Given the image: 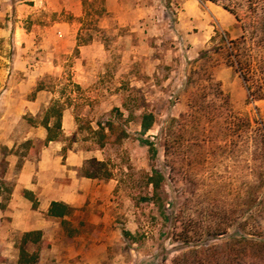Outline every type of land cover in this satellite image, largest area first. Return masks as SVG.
Returning <instances> with one entry per match:
<instances>
[{"label":"rangeland","instance_id":"1","mask_svg":"<svg viewBox=\"0 0 264 264\" xmlns=\"http://www.w3.org/2000/svg\"><path fill=\"white\" fill-rule=\"evenodd\" d=\"M121 3L123 8L109 11L108 0H84L80 42L96 37L100 54L85 55L81 74L87 79L83 84L76 82V70L71 68L79 55L77 50L65 65L66 55H58L55 69L42 64L16 76L6 70L5 82L0 84L2 96L12 77L20 82L33 74L35 85L22 86L17 93L27 91L29 98H35L44 90L53 97L38 114H24L15 122L0 113L3 196L10 189L1 179L5 158L12 152L20 161L28 154L38 157L48 142L25 138L30 127L45 122H51L57 140L64 144L63 163L70 151L85 157L78 178L86 171L98 174L90 185L78 189L83 197L71 206L67 222L59 220L54 226L53 239L31 247L39 252L38 264H173L190 247L177 238L188 226L191 235L199 239L210 226L233 223L228 234L214 240L222 244L237 233L245 211L255 216L251 223L260 219L264 225V199L262 203L255 193L260 177L255 147H227L221 131L227 106L220 97L197 96L198 83L205 87L212 76L230 96L235 112L253 122L264 121V100L247 103L246 88L222 53H205L214 45L220 46L221 37L236 38L241 33L235 16L221 4L203 0ZM20 4V0H0V27L10 29L13 24L12 32L0 37V66L1 56L7 63L12 61L20 45L16 22L22 20V26L32 29L43 26L47 19L44 11L29 13L20 9ZM106 19L108 23L103 24ZM28 44L33 49L32 59L47 61L41 39L24 43ZM214 100L218 126L201 117L210 111ZM67 107L73 108L76 122L70 133L62 129ZM144 114L154 116L152 128L145 132L140 122ZM58 120L60 127H56ZM13 126L14 132H10ZM158 135L162 144L170 143L169 158L162 147L157 156L150 152L146 140L156 141ZM4 140L14 141V147L3 145ZM154 168L163 169L165 174L160 199L148 182ZM109 174L111 178L106 177ZM175 196L183 224L165 216L164 209H169Z\"/></svg>","mask_w":264,"mask_h":264},{"label":"crops","instance_id":"2","mask_svg":"<svg viewBox=\"0 0 264 264\" xmlns=\"http://www.w3.org/2000/svg\"><path fill=\"white\" fill-rule=\"evenodd\" d=\"M26 1L20 0L22 2L19 5L20 9L27 10L29 13L44 11L47 14V19L43 26H36L37 28L32 29L22 26V20L16 22L15 36L20 45L17 46L12 61L7 63L5 57L1 56L3 61L0 66V84L5 82L6 70H12L13 76H16L21 71H27L32 67L38 68L42 64L44 68L47 66V68L55 69L57 67L55 58L58 55H66L63 61L65 65L71 61V56L76 50L79 55L72 60L73 67L71 68L76 70V82L83 84V80L87 79L84 74H81L85 71V55L92 53L94 57L100 54V42L96 37L88 43L80 42L86 15L84 0H30L33 2L32 4H26ZM121 1L108 0V10L116 11L118 6L123 8ZM105 23H108L107 19L103 21V24ZM12 29L13 24L10 29L0 27V37L10 34ZM240 34L238 33L237 36ZM33 38L41 39V46L48 54L47 61L32 59L33 49L29 44L25 46L24 43H30ZM29 75L31 74L29 73ZM35 81L33 74L30 78L20 82L15 77L11 78L8 90L0 96L2 117L12 118L15 122L24 114H38L43 106L47 107L52 103V95L44 90L38 92L35 98H29L27 91L26 93H17V90L22 86L35 85ZM49 125L51 126V122ZM75 128L73 108L67 107L63 112L62 129L64 132L70 133ZM14 129L13 126L10 132H14ZM48 134L46 125H38L28 129V137L25 139L38 138L46 142ZM2 142L9 149L15 145L14 141L10 140ZM63 147L64 144L55 139L44 144L38 157L28 154L20 161L19 155L12 152L5 158L6 170L1 179L7 186H10V189L4 192V196L0 192L1 264H18L20 259L19 244L26 232L41 231L42 238L39 243L46 245L47 242H50L54 237V226H58L60 220L49 215L52 202L61 201L70 206H76L83 197L78 189L91 184L92 178L87 176L78 178L77 176L78 168L83 165L85 157L75 150L70 151L66 163H63ZM69 178H71V184ZM36 245L31 243L28 250L32 252L31 247ZM45 249L42 250V253Z\"/></svg>","mask_w":264,"mask_h":264},{"label":"trees","instance_id":"3","mask_svg":"<svg viewBox=\"0 0 264 264\" xmlns=\"http://www.w3.org/2000/svg\"><path fill=\"white\" fill-rule=\"evenodd\" d=\"M216 4H221L229 13L235 16L241 29V34L236 38L227 36L221 37V45H214L205 53L218 54L219 52L225 57L227 65L233 67L234 71L241 78L246 91L247 103H255L264 100V0H203ZM197 73V71H196ZM208 85L203 87L198 83L197 96L207 98L209 95L221 98L225 106V112L222 116V129L225 134V143L227 147H255L257 172L260 177L255 187V193L263 203L264 199V121L253 122L247 115L235 112L231 105L230 96L224 92L220 83L215 82L212 76L207 79ZM216 100L201 117L211 120L215 126H218L219 119L216 117L217 105ZM191 107V105H189ZM203 109V107H202ZM61 117V109H59ZM215 116L209 119L210 116ZM183 117V115H182ZM216 117V118H215ZM143 131H148L154 123L152 114H144L141 119ZM49 134L47 142L57 139L58 134L54 132L53 127L45 122ZM61 126L58 120L56 127ZM156 141L148 138L146 140L150 147V152L157 156L160 147L163 148L166 157L170 155V143L160 142V136L154 137ZM96 160V159H95ZM96 162H100L97 161ZM166 165V164H164ZM84 176L90 178L98 177V174L86 171ZM111 178V174L106 176ZM165 174L163 169L154 168L148 178V182L154 189V196L160 199L159 191L162 188ZM154 198V197H153ZM178 197L169 203V209H164L165 216L178 224L182 222V215H178ZM259 204V203H258ZM249 210V209H248ZM169 211V214L167 213ZM72 212V207L61 201L52 202L49 215L60 219L62 223L67 222L66 217ZM244 221L238 223V231L232 239L226 243H214L219 236L228 234L230 226L224 222L218 225L210 226L202 233L199 239L191 235V229L188 228L177 235L178 240L189 245V249L182 251L177 256L173 264H264V225L263 222L255 220L253 213L245 211L243 213ZM242 218V217H241ZM242 220V219H240ZM188 222V221H185ZM203 236V237H202ZM41 231L26 232L20 241V259L18 264H38L39 252H30L28 247L31 243L37 244L41 241ZM204 242L200 245L194 243Z\"/></svg>","mask_w":264,"mask_h":264}]
</instances>
